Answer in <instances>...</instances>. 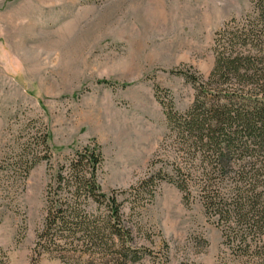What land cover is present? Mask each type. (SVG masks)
Here are the masks:
<instances>
[{
    "label": "rangeland",
    "instance_id": "obj_1",
    "mask_svg": "<svg viewBox=\"0 0 264 264\" xmlns=\"http://www.w3.org/2000/svg\"><path fill=\"white\" fill-rule=\"evenodd\" d=\"M250 5L0 0V159L31 119L46 127L54 164L94 140L103 156L101 188H132L121 196L124 219L137 243L151 251L138 264H218L220 230L200 203L184 204L166 181L153 197L139 185L162 165H151L166 132L160 100L183 111L193 99L192 85L172 70L206 76L214 33ZM46 180L41 162L14 204L0 194V264H63L46 257L31 262Z\"/></svg>",
    "mask_w": 264,
    "mask_h": 264
},
{
    "label": "trees",
    "instance_id": "obj_2",
    "mask_svg": "<svg viewBox=\"0 0 264 264\" xmlns=\"http://www.w3.org/2000/svg\"><path fill=\"white\" fill-rule=\"evenodd\" d=\"M212 51L206 76L172 70L192 85L193 99L183 111L160 100L166 132L151 165H162L139 186L153 197L166 181L184 204L198 201L220 230L218 264H264V0L225 22ZM41 162L44 216L32 263L138 264L151 255L124 219L121 196L132 188L104 191L98 182L103 156L94 140L54 164L46 127L25 123L0 159V194L11 205Z\"/></svg>",
    "mask_w": 264,
    "mask_h": 264
}]
</instances>
